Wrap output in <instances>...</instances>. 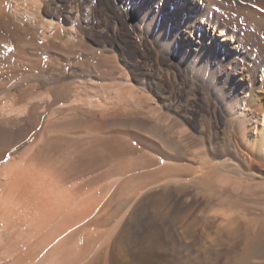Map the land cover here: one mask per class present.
Returning <instances> with one entry per match:
<instances>
[{
    "label": "bare ground",
    "instance_id": "obj_1",
    "mask_svg": "<svg viewBox=\"0 0 264 264\" xmlns=\"http://www.w3.org/2000/svg\"><path fill=\"white\" fill-rule=\"evenodd\" d=\"M50 1L0 0V66L30 64L33 67L22 80L32 86L40 81L43 86V92L38 88L40 95L32 94L31 85L21 87L20 93H14L17 97L3 85L7 79L0 86L3 98L10 99L7 109L0 110V264H192L191 258L213 250L222 236L231 240L238 231L233 229L240 217L235 221L223 203L235 208L250 203V208L264 211V0H113L134 33L130 43L146 48L144 54L166 68L167 78L171 72L174 78L195 82L212 101L211 117L219 128L213 131L212 119H200L204 136L200 147L192 144L194 135L187 128V132L175 129L183 123L166 109L164 113L158 107L141 111L142 103L138 110L128 100L113 99L91 111L89 99L102 90L93 84L110 79L107 74L112 70L120 72L118 78L131 77L122 66L131 55L113 40L121 27L110 31L108 41L113 45H102L107 56L103 52L97 56L98 43L87 41V33L79 30L78 42L73 41L79 25L74 10L50 9ZM57 11L62 13L59 17ZM109 13L116 24L117 17ZM42 55L49 57L51 65L48 77L37 79L32 73ZM66 66L73 68L70 76L63 72ZM74 79L83 91L70 98L67 87L76 84ZM107 85V90L113 87ZM45 98L49 103L42 108L48 115L31 142L29 135L43 113L40 100ZM68 98V107L57 106ZM96 109L101 119L92 123L87 118H93ZM71 112L73 119L68 116ZM63 114L68 118H61ZM23 120L29 122L27 129L19 125ZM134 138L145 148L139 159L125 157ZM196 162L199 167L191 169ZM219 167L235 176L261 180L243 186L242 196L235 189L202 193L227 181L216 172ZM130 188L132 193L127 195ZM121 197L120 209L104 217L106 208ZM197 197L204 204L197 206ZM258 219L253 234V229L244 232L251 219L246 225L239 223L244 229V234L237 232L243 236V250L232 256V264L262 255L264 217ZM200 222L206 248L196 251L192 228Z\"/></svg>",
    "mask_w": 264,
    "mask_h": 264
},
{
    "label": "rangeland",
    "instance_id": "obj_2",
    "mask_svg": "<svg viewBox=\"0 0 264 264\" xmlns=\"http://www.w3.org/2000/svg\"><path fill=\"white\" fill-rule=\"evenodd\" d=\"M50 1V0H49ZM48 0H47V3L49 2ZM110 1V2H109ZM240 1V0H239ZM63 2V3H62ZM92 2V3H91ZM56 5H55V4ZM69 3H70V5H69ZM114 3V4H113ZM59 4H60V6H59ZM58 5V6H57ZM71 5H73V6H71ZM53 8H52V7ZM63 6V7H62ZM68 6H70V8L68 7ZM76 6V7H75ZM110 6V7H109ZM60 7V8H59ZM62 7V8H61ZM66 7V8H65ZM74 7V8H73ZM106 7H107V9H106ZM117 7H119L118 6V3L117 2H115V1H111V0H92V1H90V0H56V1H53V2H51L50 1V9H54V8H56V9H60V11L61 12H63L64 10H68V9H70L71 11H73L72 13H74L73 15H74V17H76L78 20H79V25L77 26V29H76V31H74L73 33L74 34H77V35H74V37H72V39H74L73 41L74 42H76L77 40H79V38H80V35H78L79 33H80V31L82 30V32H84V33H87V35H88V38L86 39L87 41H96L97 43H98V46L96 47V51L97 50H99V51H97V56L99 55L100 57H106L107 56V49L106 48H104V46L102 47V45H104L105 44V46L106 45H111L112 44V42L110 43L109 41H110V39L109 38H111V36H112V33L111 32H113V30H114V28H116V26H119V27H121V30H120V32H118V36H116L113 40L117 43H115L114 41V43L116 44V45H118L119 47H123L122 48V52H126V53H130V57H131V60H127V62L126 61H123V64H122V66H123V69H125L124 71H127V73H128V76L130 77V78H125V76H124V74H121L120 76V78H118L119 77V74H120V72L118 71H116V70H112L113 72H115V73H113L112 71H110V72H108L109 74H107L109 77L108 78H110V79H108V80H102V81H97L95 84H93L95 87H98V88H100V89H102L99 93H97V94H92V97L93 98H91V99H89L90 101H89V103L87 104V107L88 108H90L91 109V111L92 110H94L96 107H99V106H103V107H106V104L110 101V100H113V99H115L116 100V102H124V103H126V101L128 100L129 101V104H130V107H132V108H134V109H138V110H140L141 108H140V104L142 103V105H143V109H141V111H147L149 108H157L158 107V109H159V111L160 110H162V111H160V113L162 112V113H164V110H165V112H167V111H170V115L171 116H174L175 117V119H176V117H177V119L179 120L178 122L179 123H183L182 124V126H184L183 128H182V126H180V125H178V126H176V128L175 129H179V131H182V130H185L186 128V130H188V132L185 130V132H187V133H189V134H191L192 135V137H193V135H194V137L192 138L193 140H195L194 142H192V144H194V145H199L200 143H201V141L204 139V136H203V131H200L201 130V127H200V125H201V123H200V119H204V118H207V119H212V121H211V123L213 124L212 125V130L214 131L216 128L218 129L219 128V126H217L216 127V125L214 124V120H213V118L211 117V115H212V106H213V103H212V101L210 100V98L209 97H207L208 95L204 92V91H202L199 87H198V85L195 83V82H189L188 80H185V79H183V80H180V79H177V78H174V75L170 72L169 73V75H168V78L166 77V68L165 67H160V66H158L157 65V63L155 64L154 63V61L149 57V55H145V54H147V49L146 48H137V47H135L133 44H131L130 42H132V39H133V37H134V33L132 32V31H130L131 30V28L129 27V25H128V23H127V18L126 19H124V15L123 14H121V13H119L118 12V8ZM108 8H109V10H108ZM106 9V10H105ZM104 10V11H103ZM115 10H117V11H115ZM109 11L110 12H112L113 14H115V16L117 17V20H118V22H116V24H115V22H114V20L112 19V17L110 16L111 14L109 13ZM115 11V12H114ZM58 12V11H57ZM56 12V13H57ZM76 12V13H75ZM117 13V14H116ZM62 13H60V12H58L57 13V16L59 15H61ZM77 15V16H76ZM86 15V16H85ZM58 16V17H59ZM84 16V17H83ZM118 16H119V18H118ZM47 19H49V17L47 18ZM83 19H84V21H83ZM88 19V20H87ZM120 20V21H119ZM109 22V23H108ZM102 24V25H101ZM108 24V25H107ZM90 25V26H89ZM92 25V26H91ZM122 25V26H121ZM127 25V26H126ZM81 26H82V28H81ZM87 26V27H86ZM87 29H86V28ZM79 28H81V29H79ZM88 28H90V29H88ZM109 28V29H108ZM86 29V30H85ZM98 29V30H97ZM99 29H100V31H99ZM103 30V32H102V30ZM80 30V31H79ZM92 30V31H91ZM94 30V31H93ZM98 31V32H97ZM111 31V32H110ZM89 32H90V34H89ZM100 32V33H99ZM104 32H106V33H104ZM96 35H95V34ZM83 34V33H82ZM99 34V35H98ZM104 34V35H103ZM62 35L64 36L63 37V40L64 41H66V33H65V31H63L62 32ZM110 35V36H109ZM102 36V37H101ZM77 37V38H76ZM108 38V39H107ZM27 39H30L29 37L27 38ZM75 39H76V41H75ZM105 39H107V40H105ZM112 39V38H111ZM100 40V41H99ZM109 40V41H108ZM112 41V40H111ZM78 42V41H77ZM128 42V43H127ZM12 44V43H11ZM13 45H14V43H13ZM113 45V44H112ZM15 47V46H14ZM100 47H102V48H100ZM127 47V48H126ZM142 49H143V51H142ZM104 50V51H103ZM107 50V51H106ZM114 51L116 52V50L114 49ZM131 51V52H130ZM98 52L100 53H102L103 55L101 56V53L100 54H98ZM145 53V54H144ZM145 55V56H144ZM43 57V58H42ZM99 57V58H100ZM154 57V56H153ZM45 58V59H44ZM49 58V57H48ZM47 58V56H44V55H42V56H40V64H39V66L38 65H35V66H38L39 68L38 69H34L33 70V72L34 73H32L37 79H40L41 77H48V68H49V65H51V61H49V59ZM103 58V59H104ZM136 58V59H135ZM43 60V61H42ZM147 60H149V61H147ZM158 60H160V61H163V59H162V57L159 55L158 56ZM144 62V64H143V62ZM146 61V62H145ZM49 62H50V64H49ZM127 64H126V63ZM130 62V63H129ZM132 62V63H131ZM134 62V63H133ZM150 62V63H149ZM164 62V61H163ZM16 64H13V65H10V66H8L7 64H6V66H5V64L3 63L2 64V66H0V71L2 72V73H0V86H2L1 84L2 83H4L6 80L5 79H7V81L3 84V85H5V88H7V89H9V90H11V91H13V92H11V94L12 95H16V97H17V94L18 93H20V91H21V87H25V86H30L31 85V91L33 92L34 91V93H32L33 95H37V94H39V93H41V92H43V86H42V84L40 83V81H37V83L38 84H36V82H35V84H34V86H32V83L30 82V81H23L22 79L25 77V73L24 72H26V71H31V69H32V67L33 66H31L30 64H21V63H17V62H15ZM41 63H42V65H41ZM147 63V64H146ZM124 64H126V65H124ZM133 66H132V65ZM22 67H21V66ZM112 64H108V66H111ZM128 65H130L131 67H129ZM28 66V67H27ZM43 66H45L44 68H42ZM47 66V67H46ZM150 66V67H149ZM153 66V67H152ZM24 67V68H23ZM133 67H134V69H133ZM158 67L160 68V70H158ZM173 67L177 70V66L176 65H173ZM6 68V69H5ZM19 71V72H17V70ZM70 68H72L71 66H66V67H64L63 68V72L65 73V75H67V76H70L72 73V70H73V68H72V70L70 71ZM13 69V70H12ZM25 69V70H24ZM41 69V70H40ZM66 69V70H65ZM122 69V70H123ZM152 69V70H151ZM163 69V70H162ZM11 70V71H10ZM68 70V71H67ZM132 70V71H131ZM157 70V71H156ZM37 71V72H36ZM148 73H146V72ZM10 72V74H11V76H9V75H6V74H8ZM12 72H13V74H12ZM36 72V73H35ZM68 72V73H67ZM70 72V73H69ZM14 73H15V75H14ZM42 73V74H41ZM134 73V74H133ZM161 73V74H160ZM18 74V75H17ZM23 74V75H22ZM111 74V75H110ZM114 74H116L117 75V77L114 75ZM3 75V76H2ZM146 75H149V76H146ZM8 78H7V77ZM14 78H13V77ZM22 76V77H21ZM24 76V77H23ZM135 76V77H134ZM160 76V77H159ZM173 76V77H172ZM2 77V78H1ZM10 77H11V79H10ZM40 77V78H39ZM5 78V79H4ZM135 78H136V80H135ZM10 79V80H9ZM20 79V80H19ZM60 80L62 79V78H59ZM121 79V80H120ZM129 79V80H128ZM151 79V80H150ZM4 80V81H3ZM18 80V81H17ZM154 80V81H153ZM20 81H23V83L21 82L20 83ZM64 81V80H63ZM73 81H75L76 82V84H73V85H70V86H68L67 87V90H68V93H70L69 95H70V98H73L74 96H76L77 94H79V93H82L81 91H83V87H82V84L81 83H78L79 82V80H77V79H74V80H72V82ZM104 81V82H103ZM122 81L125 83H122ZM167 81V82H166ZM14 82V83H13ZM66 82H68V83H72L71 82V80H69V81H66ZM65 82V83H66ZM106 82H108V83H106ZM118 82V83H117ZM120 82V83H119ZM159 82V83H158ZM27 83V84H26ZM110 83V84H109ZM13 85V87H12V85ZM41 84V85H40ZM108 84V85H107ZM145 84V85H144ZM149 84V85H148ZM105 85H107L108 87H110V86H113L111 89L110 88H108V90H107V87L105 86ZM143 85V86H142ZM159 85H160V87H159ZM39 86V87H38ZM42 86V87H41ZM72 86V87H71ZM104 86V87H103ZM116 86V87H115ZM126 86V87H125ZM153 86V87H152ZM32 87H34V88H36L35 90H33L34 88H32ZM120 87V88H119ZM125 87V88H124ZM129 87H132V89L130 88L129 89ZM20 88V89H19ZM38 88H40V91H39V89ZM81 88V89H80ZM125 89L123 92H122V90L123 89ZM127 88V89H126ZM138 88V89H137ZM147 88V89H146ZM70 89V90H69ZM76 89V90H75ZM115 89V90H114ZM158 89V90H157ZM37 90H38V92H37ZM126 90H130V92H125ZM134 90V91H133ZM15 91V92H14ZM37 93H36V92ZM109 91V92H108ZM132 91H133V93H132ZM137 91V92H136ZM114 92V93H113ZM119 92V93H118ZM120 92L122 93V95H119L120 94ZM135 92V93H134ZM14 93H17V94H14ZM74 93V94H73ZM110 93V94H109ZM124 93H125V95H124ZM141 93V94H140ZM156 93V94H155ZM159 93V94H158ZM131 94L133 95V100H131L132 99V97H130L131 96ZM0 95L2 96H0L1 97V100H0V102L2 103L3 101H5L6 99V101L4 102L5 104H1L0 103V105L2 106V108L0 107V110H5V109H7V107L6 106H8L7 104H8V102H10V99L9 98H6V99H4L3 98V96H5V95H3V94H1V92H0ZM40 95V94H39ZM105 95L107 96V97H105ZM109 95V96H108ZM119 95V96H118ZM148 97H147V96ZM151 95V96H150ZM170 95V96H169ZM109 97V98H108ZM121 97V98H120ZM125 97V98H124ZM153 97V98H152ZM70 98H68L66 101L64 100V101H60L59 102V104L57 105V106H59V108H62L63 106L66 108V107H68V102L67 101H71L70 100ZM75 98V97H74ZM150 99V100H147L146 101V99ZM44 99V98H43ZM40 100V101H42V102H40L41 103V110H42V115L40 116V118H41V120H40V118H39V121H38V123H37V127L35 126V128H34V131L32 132V134H30L29 135V138L32 140L31 142H33L35 139H36V134H38L39 132H38V130L39 131H41L40 129H42L43 128V126H44V124H45V121H46V118H47V115H48V111H47V109L46 108H42V106L44 105V106H46L48 103H49V101H48V99L47 98H45V100ZM93 99H95V100H93ZM134 99H135V101H136V103H139V104H136L135 103V101H134ZM138 99H139V101L140 102H138ZM92 100V101H91ZM43 101L46 103H43ZM154 101V102H153ZM207 101V102H206ZM65 102V103H64ZM67 102V103H66ZM164 102V103H163ZM62 103H63V105H62ZM66 105V106H65ZM158 105V106H157ZM161 107H160V106ZM163 105V106H162ZM5 107V108H4ZM93 109H92V108ZM162 108V109H161ZM21 109H22V107H19L18 106V111H19V114L22 112L21 111ZM175 110V111H174ZM210 112H209V111ZM45 111V112H44ZM97 109L95 110V111H93L94 112V114H93V118H91L90 119V117L89 118H87V120L88 121H90L91 120V122L92 123H98L99 122V119H101L100 118V114H99V111H97ZM75 112V111H74ZM74 112H71L68 116H69V118H71V119H73L74 117H75V113H76V115H77V111L74 113ZM18 114V115H19ZM45 114V115H44ZM201 114H203V115H206V116H204L203 117V115H201ZM208 114V115H207ZM44 115V116H43ZM72 115V116H71ZM66 116V117H65ZM68 116L67 115H65V114H63V115H61V118H68ZM73 117V118H72ZM201 117H203V118H201ZM218 118V121H220L221 119H220V116H218L217 117ZM206 119V120H207ZM66 120V119H65ZM64 121V120H63ZM62 121V122H63ZM24 123V124H23ZM198 123H200V124H198ZM170 124V123H169ZM20 125V127L21 126H24V128L25 129H27V127H29V122H27V121H22V123L21 124H19ZM19 125H17V126H15L14 127V129H15V131H18L17 129H19L20 127H19ZM215 125V126H214ZM39 126H41L40 128H39ZM180 126V127H179ZM21 128H23V127H21ZM23 128V129H24ZM35 130H37V131H35ZM194 131H195V133H194ZM193 134H192V133ZM33 134H34V136H33ZM34 138V139H33ZM195 138V139H194ZM202 139V140H201ZM136 140V141H135ZM192 140V141H193ZM199 140H201L200 142H199ZM68 141H66V142H63V143H67ZM138 142V143H137ZM132 145V146H131ZM138 145V146H137ZM128 147H129V149H130V152H129V154L128 153H126L125 154V157H128V158H130V159H132V157H133V159H139L140 158V156L143 154V152H145V148H144V146H143V144H142V142H140L139 141V139H137V138H134V140L133 139H130L129 140V143H128ZM142 147V148H141ZM199 147H200V145H199ZM133 148V149H132ZM135 149H136V151H135ZM139 150V151H138ZM142 150V151H141ZM135 152H137V153H135ZM136 154H137V156H136ZM137 157V158H136ZM127 159V158H126ZM213 161V160H212ZM215 161V160H214ZM185 164H187L186 162H184ZM197 163L198 162H196L195 164L193 163V165L192 166H190L191 167V169H194V168H197V167H199V163H198V165H197ZM111 164V163H110ZM183 164V163H182ZM143 169V168H142ZM142 169H139V170H137V172H141V170ZM217 169H219V170H216V172L218 173V174H220V175H223V176H225L226 177V179H227V181L226 182H224V183H222L221 185H217L216 187L214 186V188H208V190L207 189H205L204 188V190L202 189V193H205L206 195H208V194H211V193H213V190H217V191H227V192H231L233 189H235V190H237L238 191V193L240 194V196H242V192L244 191V189H243V186H246V185H249V184H251V183H258L260 180H261V178L259 177V176H256L255 177V179H251V178H245V177H239V176H235V174L233 173V172H231L229 169H222V168H217ZM136 172V171H135ZM132 173V172H131ZM131 173H129V174H131ZM246 175H249V173L248 174H246ZM229 179V180H228ZM231 180V181H230ZM252 180H254V181H252ZM226 183V184H225ZM145 183H144V181H143V185H144ZM229 184V185H228ZM137 185H139V184H137ZM140 185H142V183H140ZM135 186V185H134ZM133 186V187H134ZM132 187V188H133ZM225 187L226 188H228L227 190L225 189ZM132 188H130L129 190H127V195H128V193L130 192V193H132ZM221 189H223V190H221ZM223 191V192H224ZM191 192H192V194L193 195H195L196 193H197V191L195 190V189H193V190H191ZM130 195V194H129ZM126 196V195H125ZM200 198V199H199ZM120 200V202H119V204H118V201ZM201 200V201H200ZM116 201V202H115ZM112 204H111V206H109V208H106V210H105V212L103 213V216L104 217H106L107 216V218L113 213V211L112 210H114L115 212L117 211L115 208H117V209H120L119 207H121L122 205L120 204V203H122L123 201H122V197L121 198H119L118 199V201L117 200H115ZM263 202H264V200H263ZM197 206H201L202 204H204V200H203V198H201V197H197ZM200 203V204H199ZM123 204V203H122ZM221 204V203H220ZM232 203H228V204H225L224 205V203H223V205L222 206H229V208L231 207V210H229V208L228 207H226V210L225 211H230V212H232V213H230L229 212V214L234 218V219H236L235 221H237L238 219V217H240V219L236 222V223H238L234 228L235 229H233V231H237V228L236 227H238V231L237 232H239V230L241 231V232H239V233H243L242 232V230H244V232H250V229H251V232H252V229H253V232L251 233V234H253V233H255V231L257 232V230H258V228L259 227H257V225L255 226V224H256V221H258V220H260V219H258L259 217L260 218H262V217H264V211L262 212V209H261V207L259 208V207H255V206H253L252 205V207L250 208V203L249 204H242L241 203V205L239 204L236 208L235 207H233L232 205H231ZM113 205V206H112ZM115 205V206H114ZM116 205H117V207H116ZM118 205H120V206H118ZM248 205V206H247ZM110 207H112L111 209H110ZM232 207H233V209H232ZM255 207V208H254ZM220 208H222L221 206H220ZM257 208V209H256ZM108 209V210H107ZM110 210V211H109ZM109 211V212H108ZM227 211V212H228ZM238 214V215H237ZM242 214V215H241ZM236 216H238V217H236ZM242 216V217H241ZM262 216V217H261ZM257 218V220H255V219H252V218ZM245 220H244V219ZM220 219L221 218H219L218 219V221H220ZM243 219V220H242ZM248 219H251L252 221V223H250L249 224V226H248V230H247V225L246 224H248V222H250ZM247 220V221H246ZM254 220V221H253ZM241 221V222H240ZM243 221H244V224L246 225V226H244V229L241 227V225L240 224H242L243 223ZM254 222H255V224H254ZM259 222V221H258ZM99 223H101L102 224V222L101 221H98L96 224H98L99 225ZM240 223V224H239ZM95 224V226H98V225H96ZM244 224H242V225H244ZM254 224V225H253ZM239 225H240V227H241V229H239L240 227H239ZM255 226V227H254ZM203 227H204V224L202 223V222H200V223H198V224H196L193 228H194V230H193V228H192V241L194 242V245H193V247H192V249H194V250H201V251H203L205 248H206V243L205 244H203V241H202V237H201V232H202V229H203ZM246 227V228H245ZM95 228H97V227H95ZM255 228V229H254ZM257 229V230H256ZM236 232V234H233L232 233V235H233V237H232V239L230 240H228L227 239V237L225 238V239H227L226 240V242H225V239L223 238V236H222V238H220V240L217 242L216 241V243L213 245V250H209V252L207 251V253H202V252H200L198 255L195 253L196 251H194L193 253H195L197 256V258H191L190 260V263H192V264H232L233 263V259H234V257H232V256H234L235 254H238V253H241L242 252V250H243V245H242V243H243V236H241V234H240V236H241V239H242V241L239 239L240 238V236L238 235L239 233H237ZM244 234V233H243ZM238 235V236H237ZM235 237H237V239L235 238ZM224 239V240H223ZM239 239V240H238ZM236 240V241H235ZM241 241V242H240ZM230 242H232L233 244H231ZM223 244V245H222ZM230 244H231V246L233 245V247H231L230 248ZM239 244V245H238ZM241 244V245H240ZM217 245V246H216ZM225 245V246H224ZM229 246V247H228ZM240 246H241V249H240ZM198 247V248H197ZM196 248V249H195ZM202 248V249H201ZM219 248V249H218ZM224 248V249H223ZM229 248V249H228ZM230 249H231V252L233 253V255H231L232 253L230 252ZM234 249V250H233ZM236 249V250H235ZM233 250V251H232ZM237 250H239L238 252H237ZM198 251V252H199ZM228 251V252H227ZM237 252V253H236ZM230 254L229 256L227 255V254ZM261 253V252H260ZM260 253H259V255H256V256H254L253 258L254 259H249V261L251 262V264H264V251H262V255H260ZM182 254H184V253H182ZM207 254H208V257H207ZM219 254V255H218ZM226 255L228 256V257H226ZM261 256H263V258H261ZM207 259H206V258ZM232 257V258H231ZM210 258V259H209ZM226 258H228V260H226ZM197 259V260H196ZM230 259V260H229ZM258 259H260V260H258ZM198 263H197V262ZM225 261H226V263H225ZM229 262V263H228ZM232 262V263H231ZM250 262H245L244 264H249Z\"/></svg>",
    "mask_w": 264,
    "mask_h": 264
}]
</instances>
